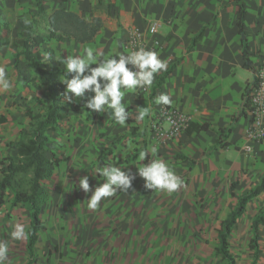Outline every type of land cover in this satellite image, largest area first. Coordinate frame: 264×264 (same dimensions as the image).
<instances>
[{
	"label": "crops",
	"instance_id": "0c3cea01",
	"mask_svg": "<svg viewBox=\"0 0 264 264\" xmlns=\"http://www.w3.org/2000/svg\"><path fill=\"white\" fill-rule=\"evenodd\" d=\"M243 2L246 7L244 30L249 40V59L252 61L250 62L252 67L245 64L243 56L244 46L238 29L239 6L236 0H44L47 16L58 8H65L86 20L93 17H100L103 20L102 27L89 41L80 42L65 35L62 38L53 37L45 41L39 50L43 63L48 66L59 65L65 68L59 59L67 55H84V49L87 47L101 53V59L128 54L129 50L125 43L129 30L131 28L145 30L152 21L161 24L157 33L162 43L161 48L157 49L160 58L167 61V66L172 62H179L155 95V100L160 94L170 95L172 99L170 106L156 102L152 104L149 96L139 94L137 90L129 91L122 101L129 112V119L125 126H121L114 121L110 109H106L105 112L92 111L87 115L83 101H67L69 117L60 121L55 130L48 132L51 138L50 147L52 145L63 147L67 153V160H62V163L70 160L93 163L98 154L94 159L95 156L89 155V149L95 146L94 138L104 140L99 138L102 130L114 137L130 131L132 125L139 127L141 132H137L134 139L128 135L124 137L123 142L117 141L112 146L115 151L123 147L124 154L130 153L127 154V158L134 154L135 149L141 148L146 139L148 155L144 161H139L138 156L131 163L126 162L127 158L119 162V167L135 174L128 192H117L116 195L107 198L111 200L107 204L109 214L113 215L115 220L113 223L123 234H120L119 230V234L114 233L106 240H99L95 244L92 253L94 264H164L163 259L174 256L173 243L177 240L168 238V241L162 242L161 237L153 234L151 230L158 227L160 221L150 217L143 218L142 212L146 210L148 189L144 186V178L139 176L137 166L150 163L153 154L156 156L155 160H163L177 175H183L182 180H187V184L181 185L177 191L168 193L161 190L159 194L168 198L174 195L179 197L174 199L175 202L171 200L173 201L171 207H174L177 200H181L176 206L177 210H181V203L182 206L185 205L183 208H186V201H194L195 205L202 208L210 224L212 223L210 212L217 208L218 201L222 199L221 196L226 195L227 189L231 190L232 181H238L239 186L242 181L249 178L248 176L255 174L257 169L260 170L258 181L264 173V141L247 139L246 131L250 120L242 109L245 87L251 83L254 68L259 63L260 53L264 50V0ZM35 13L36 0H0L1 24L8 25L6 29L0 28L1 36L12 39L19 33L26 35L27 27L31 25ZM36 18L39 20L36 22L38 29L43 27L46 30L50 27L46 19ZM204 26L203 37L191 47L193 36ZM61 33L62 31H58L57 36ZM18 49L13 44L0 46V66L6 69L13 83L10 90L0 88V100L3 99L0 106L5 107V100L12 96L19 101L26 98L28 103L25 107L19 102L13 108L8 107L7 112L13 118L11 120L10 116L6 115V121L2 122L3 125L0 127V158L9 152H15L13 145L9 146L8 143L12 141L13 144L19 140L21 129L29 127L30 118L25 110L31 107V100L36 103L35 98L47 96V87L38 82L36 70L28 65L23 55L18 58L19 65L16 66L15 52ZM96 66L98 65H91ZM31 75L34 83L33 86H28L26 79L29 78L31 81ZM64 78L65 76H61V80ZM16 86L19 89H15ZM72 104L78 105L79 109H72ZM141 107H147L149 114L143 120L137 121L136 117ZM170 108L184 111L189 121L209 122L212 128L189 135L184 129L167 141H164L155 130L149 133L144 130L146 127L151 128V123L155 121H158L159 128L167 127L164 112ZM233 122L234 128L227 138L229 145L208 151L219 136L217 130L220 127H229ZM106 144L104 140L102 145L96 147L100 149ZM247 144L252 146V150H245ZM129 145L132 146L131 149ZM73 147L74 152L70 151ZM152 149H155L156 153H153ZM176 154L187 155L188 159L176 158ZM119 157L118 155L111 158L112 164L109 163L107 166H117ZM100 166L98 164V169ZM241 172L247 176L243 177ZM94 178L92 172L90 179ZM257 182L244 185L241 193ZM94 190L95 188L90 195ZM262 194L264 191L256 198ZM196 196L198 198L202 196L203 203L197 202ZM161 201L163 203L164 200ZM167 202L169 201H165V204ZM7 203L0 208L6 207ZM20 205L13 207L18 209ZM8 207H12L10 200ZM171 222V225L168 224L169 227L179 226L178 220ZM159 224L162 225V222Z\"/></svg>",
	"mask_w": 264,
	"mask_h": 264
},
{
	"label": "rangeland",
	"instance_id": "374dc122",
	"mask_svg": "<svg viewBox=\"0 0 264 264\" xmlns=\"http://www.w3.org/2000/svg\"><path fill=\"white\" fill-rule=\"evenodd\" d=\"M26 82L28 86H33L34 82L32 75L31 81L28 78ZM15 89H19V87L16 86ZM25 99L26 98L19 101L15 96L6 99L5 107L2 108L0 106V119L1 117H6V115L10 116L7 112L8 107L13 108L18 102L22 107H25L28 103ZM2 100L3 99L0 101L2 102ZM31 107L33 109L36 107V109H34L35 111H42L44 109V106L39 103H34L33 100H31ZM10 118L12 120L13 117L10 116ZM3 123L0 122V127H2ZM146 128L144 130L147 133H149V131L153 132L152 127L148 128V130ZM129 130L130 131L124 134L121 133V135L114 137H111L106 131L102 130L99 134V138H104L107 144L104 145V147L101 146L100 149L96 146L102 145L104 140L93 139V144H95V146H91L89 155L95 156L93 157L94 159L96 158V154L99 155L103 148L107 146L111 147V153L103 159L105 165L99 163L98 158L93 161V163H79L75 162V160H70L65 163L61 162L60 165L56 167L52 178L44 181V184L50 191V196L42 213L44 228L40 232L39 240L36 245L37 261L35 264H94L95 259H93L92 253L96 246L95 244H97L99 240H106L114 233L119 234L120 228L113 223V221H115L113 215L109 214V210L107 209V204H109L111 200L105 198L101 201L97 209H89L86 201L90 198L91 192L85 193L79 187V181L81 177L88 176L92 189L104 183V180L101 179L100 175L97 173L94 175V179H90L91 173L98 169V164L99 166L101 165L99 168L105 167L109 163L112 164L111 158L113 157L120 156L118 163H116L117 166H119V162H123L124 158H127V154L130 153L124 154L123 147H119V150L116 149L115 151L112 146L117 141L123 142L125 136L130 135V137L134 139L136 136L134 133L141 132L139 127L135 125H132ZM8 144L12 146V141ZM126 147L128 146L126 145ZM70 151L74 152L75 148L73 147ZM153 153H156V151ZM47 154L49 156L56 154L63 158V160H67L65 149L57 145H52ZM155 158L156 156L153 154V160H155ZM250 173L252 174V172ZM259 175L260 170L257 169L255 174H252L251 177L248 176L249 178L241 182L236 189L235 195L231 193L230 189H227L226 195L221 196L222 199L220 202L218 201L217 208L210 212L212 218L211 224L206 220L202 208L195 205L194 201H186V208H183L185 205L182 206L183 204L181 203V210H177L176 206L180 204L181 200H177V203L173 205L174 207H171V203H173L174 199L179 197H175V195L172 198H168L167 196L163 197L162 194H159V191L156 192L155 197V190L148 189L146 194V210L142 212L144 214L143 218H155L160 221L159 223L162 222V225L158 223V227L151 229L153 230V234L161 237L162 242L168 241V238L177 240L173 243L172 252L174 256L170 259H163L162 263L227 264L226 261L216 253V247L218 245V240L216 238L217 229L220 227L221 220L225 213L234 205L238 196L241 194L244 185L253 181L254 183L257 182ZM178 176L182 179L183 175ZM242 176L246 177L247 174L242 173ZM182 181V185L187 184L186 179ZM184 198L188 199L186 196H184ZM162 199L164 200L163 203L161 201ZM9 200L10 196L7 197L6 202L8 203L6 207L0 208V241H5L9 244V259L6 264H25L29 258L25 248V239L22 241L12 240L10 233L17 223L24 224L26 230L30 222L29 214L21 205L18 209L17 207H8ZM171 200L173 201L171 202ZM195 200L203 203L202 196L201 198L196 196ZM165 201L169 202L165 204ZM263 207L264 194L248 203L245 213L238 219L232 230L230 235V248L238 264H251L253 257V248L251 247V239L253 237L251 227L252 220ZM137 213L140 214L139 212ZM171 220H173V222L178 220L179 226L169 227L168 224L171 225ZM217 225L219 226L217 227ZM120 234H123L121 230ZM259 243L260 253L257 264H264V224H262L259 229Z\"/></svg>",
	"mask_w": 264,
	"mask_h": 264
},
{
	"label": "trees",
	"instance_id": "16d2710c",
	"mask_svg": "<svg viewBox=\"0 0 264 264\" xmlns=\"http://www.w3.org/2000/svg\"><path fill=\"white\" fill-rule=\"evenodd\" d=\"M239 6L238 29L243 43V56L245 64L252 67L249 59V40L244 30V19L246 16V7L243 0H236ZM37 13L33 14V21L27 27V34H18L14 38H3L0 34V46L13 44L19 49L15 52L17 57L16 66L18 67V58L24 56L28 65L36 70L38 82L47 87V96L35 98L36 103L44 106L42 111H35L32 107H27L26 115L30 118L29 127L22 128L19 140L12 145L15 152H9L0 158V207L7 201L10 195L11 206L21 204L29 213V226L26 228L25 248L28 252V260L25 264H35L37 261L36 245L39 240L41 230L44 228L42 213L45 204L48 202L50 191L44 184V181L52 178L55 169L60 165L63 158L56 154L49 156L51 138L49 131L55 130L60 121L69 117V109L64 93L65 84L61 81V76H65V68L59 65L48 66L43 63L41 51L39 47L48 39L53 37L62 38L65 36L74 37L80 42L93 39L103 25L100 17H93L86 20L73 11L65 8H58L47 16L44 6V0H36ZM41 17L50 23V27L44 30L43 27L38 29V19ZM36 24V28L34 26ZM42 26V21L41 25ZM7 23L0 20V28L6 29ZM58 31H62L57 36ZM205 26L193 36L191 47L195 45L204 35ZM179 62H172L167 66V71H161L156 74L152 84L150 100L155 103V95L162 88L166 77L173 71ZM34 80V78H33ZM250 83L245 87L244 94L249 90ZM72 109L77 110L79 106L71 105ZM87 115L92 110L86 109ZM6 118L1 117L0 122H5ZM235 121V120H234ZM212 128L211 123H199L189 121L186 127V133L193 134ZM234 128V122L229 127H220L217 130L218 138L212 144L208 151L223 148L229 145L227 140L229 134ZM136 134V132L134 133ZM147 142L144 139L141 148H137L126 162H134L140 152H146ZM111 153V147L107 146L101 150L98 156L99 163H104L103 159ZM176 158L187 160L188 156L184 154H176ZM238 181H232L231 191L235 195ZM264 191V173L259 181L252 187L242 192L235 204L229 209L226 216L221 220L220 227L217 230L218 245L216 253L226 261L227 264H238L237 259L230 248V235L238 219L243 216L247 209V205L254 198ZM264 224V207L254 216L252 220L253 237L251 239V247L253 248V257L251 264H257L260 243L259 229Z\"/></svg>",
	"mask_w": 264,
	"mask_h": 264
},
{
	"label": "clouds",
	"instance_id": "9594fccd",
	"mask_svg": "<svg viewBox=\"0 0 264 264\" xmlns=\"http://www.w3.org/2000/svg\"><path fill=\"white\" fill-rule=\"evenodd\" d=\"M102 54L91 47L84 49V55H67L58 61L65 66V78L61 81L66 85L64 93L68 102L77 100L84 102L86 109L105 112L111 110L114 121L125 126L129 112L122 103L125 94L137 89L150 88L156 74L167 71V61L160 58L156 51L140 48L128 54H118L101 59ZM118 56V58H117ZM97 64L96 67L91 65ZM131 65L132 67H129ZM71 74V78L69 75ZM12 81L3 66H0V88L10 90ZM94 93V95H92ZM155 102L170 106L172 99L168 94H160ZM149 114L147 107H141L136 119L143 120ZM131 145L129 148L131 149ZM154 152L155 149H152ZM147 152H140L139 161H144ZM139 176L145 180V188L155 191H177L183 181L174 170L163 160H152L143 166H137ZM99 173L104 183L97 186L89 199L87 207L95 210L103 199L116 195L117 192H128L132 187L135 174L126 172L119 166H105L93 172ZM79 187L85 192H92L89 177L80 178ZM12 240L22 241L26 237L25 225L17 223L10 233ZM9 259V244L0 241V264Z\"/></svg>",
	"mask_w": 264,
	"mask_h": 264
},
{
	"label": "built area",
	"instance_id": "2783aa9c",
	"mask_svg": "<svg viewBox=\"0 0 264 264\" xmlns=\"http://www.w3.org/2000/svg\"><path fill=\"white\" fill-rule=\"evenodd\" d=\"M161 24L152 21L148 24L147 29L131 28L129 36L125 43L129 52L144 48L145 50L156 51L161 48L162 43L158 38ZM130 67H132L130 65ZM254 77L250 83L249 90L243 97V111L249 117L250 124L246 131L249 141H264V50L260 53L259 63L253 71ZM151 88L137 89V93L150 97ZM164 119L168 123L167 127L159 128L158 121L151 123V127L164 140H171L189 124L186 113L178 108H170L164 112ZM245 150H252V146L247 144Z\"/></svg>",
	"mask_w": 264,
	"mask_h": 264
}]
</instances>
